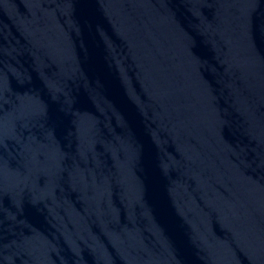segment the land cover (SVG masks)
<instances>
[{
    "label": "water",
    "instance_id": "95a60500",
    "mask_svg": "<svg viewBox=\"0 0 264 264\" xmlns=\"http://www.w3.org/2000/svg\"><path fill=\"white\" fill-rule=\"evenodd\" d=\"M0 264H264V0H0Z\"/></svg>",
    "mask_w": 264,
    "mask_h": 264
}]
</instances>
